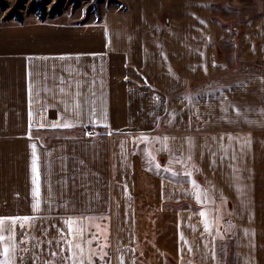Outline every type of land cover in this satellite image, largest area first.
Masks as SVG:
<instances>
[{
	"label": "crops",
	"instance_id": "1",
	"mask_svg": "<svg viewBox=\"0 0 264 264\" xmlns=\"http://www.w3.org/2000/svg\"><path fill=\"white\" fill-rule=\"evenodd\" d=\"M263 10L118 0L0 24V217L32 218L0 259L264 264Z\"/></svg>",
	"mask_w": 264,
	"mask_h": 264
},
{
	"label": "rangeland",
	"instance_id": "2",
	"mask_svg": "<svg viewBox=\"0 0 264 264\" xmlns=\"http://www.w3.org/2000/svg\"><path fill=\"white\" fill-rule=\"evenodd\" d=\"M115 1L118 0H0V24L10 20L31 17L43 18V20H77L78 18L86 16L88 12L96 10L101 3H114ZM261 2L264 9V0H261ZM17 208L11 207V215L13 217H18ZM178 213L175 212L172 214ZM154 214L157 215L160 213L156 212ZM166 223V231H174L173 235L177 237L179 233L175 231L178 232L180 230L178 222L167 221Z\"/></svg>",
	"mask_w": 264,
	"mask_h": 264
},
{
	"label": "snow or ice",
	"instance_id": "3",
	"mask_svg": "<svg viewBox=\"0 0 264 264\" xmlns=\"http://www.w3.org/2000/svg\"><path fill=\"white\" fill-rule=\"evenodd\" d=\"M63 91V89H61ZM43 126V125H41ZM73 126L70 122L65 120L63 124L60 123H54L51 125V127H64L68 128ZM35 145H32L33 152H32V184H33V197L34 202L32 204L33 211H39L40 208V202H39V172L37 167V155L35 151ZM201 215H204V213H201ZM31 217H0V241L5 240V233H8L9 236H14L15 234V228L17 225V222H19L20 228H24L28 222L31 220ZM7 221V224L5 223ZM69 226V234L71 235L73 231H75L76 234H80L82 232V222L81 221H75L70 220L66 222ZM73 225H75V229L73 230ZM95 239V237H93ZM10 248L14 250L15 244L12 243L8 247H4L3 249V255L6 257V259H0V264H10L11 260V252ZM68 257L65 259V264H69V261L71 264H85V261L83 259V249L81 248V245L79 243H69L68 248ZM53 256L56 255V253L52 254Z\"/></svg>",
	"mask_w": 264,
	"mask_h": 264
}]
</instances>
